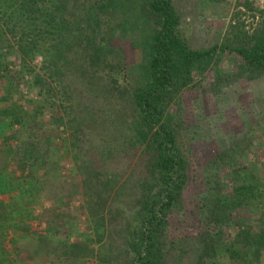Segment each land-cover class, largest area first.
I'll use <instances>...</instances> for the list:
<instances>
[{
    "label": "trees",
    "instance_id": "obj_1",
    "mask_svg": "<svg viewBox=\"0 0 264 264\" xmlns=\"http://www.w3.org/2000/svg\"><path fill=\"white\" fill-rule=\"evenodd\" d=\"M105 6L135 16L147 12L153 24L142 38L145 75L138 85L126 83L105 61L104 47L82 57L67 44L84 10ZM237 6L259 14L250 30ZM183 24L172 0H0V116L9 119L4 133L14 130L6 137L14 143L13 159L33 168L28 176L21 173L32 180L33 192H40L39 186L49 200L78 202L82 216L83 229L75 232L63 219L55 225L49 208L27 216L45 225L43 233L35 232L36 249L44 247L52 223L54 233L63 234L44 247L49 258L38 264H259L264 258V144L240 149L237 141L225 142L217 156L195 157L190 129L201 139L205 128L189 124L187 115L197 113L199 123L206 115L202 102L183 97L199 83L212 84L218 95L223 82L264 76V8L253 0L237 4L222 40L205 48L189 45ZM129 29L134 30L132 22ZM39 57L37 69L33 63ZM28 83L36 106L41 102L45 109L56 107L53 95L59 91L81 178L52 182L42 163L36 164L47 149L16 114ZM260 113L264 120V110ZM237 152L253 154L246 168ZM192 183L202 187L192 192ZM187 191L203 229L174 235L171 212L182 210ZM2 220L0 264H21L17 257L30 234L9 246Z\"/></svg>",
    "mask_w": 264,
    "mask_h": 264
},
{
    "label": "rangeland",
    "instance_id": "obj_2",
    "mask_svg": "<svg viewBox=\"0 0 264 264\" xmlns=\"http://www.w3.org/2000/svg\"><path fill=\"white\" fill-rule=\"evenodd\" d=\"M242 1L172 0V3L182 22H187L186 25L183 24V27L188 34L189 45L192 48H205L222 40L235 6L241 4ZM253 1L259 8H264V0ZM137 6H139L138 1ZM237 7L244 13L242 18L245 20V28L250 30L259 21V14L256 11L247 12L242 6ZM131 22L134 26L133 31L129 29ZM152 26L149 15L144 11L135 16L132 15V12L121 14L119 10L106 6L103 11L88 8L84 10L78 19V23L71 30L70 41L67 44L79 56L90 52L95 47H104L105 61L115 66V71L118 72L119 76H124L126 83L138 85L145 75L143 65L146 58L142 38L147 29L152 28ZM9 56L14 57L12 54ZM40 62L41 57L36 58L33 65L39 69ZM222 71L230 72L231 70L222 68ZM26 74L22 73V75ZM27 79L29 81L28 76ZM24 86L25 93L17 101L20 104L16 109V114L24 120V129L26 128V131L31 132L30 136L35 140H41L47 149L44 159L36 164L42 163V173L46 170L52 182L60 179L71 181L81 178V172L77 168L78 154L67 140L69 130L65 125L66 117L61 111L63 107H60L65 106V102L64 105H61L58 100L59 91L54 90L53 95L57 101L52 104H56V107L53 108L49 105L45 109L41 102L36 106V97L32 88H28L29 83ZM218 87L220 89L218 95H215L212 84L207 85L206 82L199 83L183 92V97H186L188 102H202L200 104L204 107L206 115L204 123H199L197 113H191L193 116L187 115L189 124H200L206 130L202 129L203 131H201L205 138L199 139L193 133L194 128L190 129L194 136V138L191 136L190 151L195 157L204 155L205 159L213 158L220 152L219 144H225V142L231 144L237 141L240 149L244 147L243 144H247L249 148H258V144H264V120L260 119V111L264 110V76L261 75L251 80L244 78L227 81ZM60 117L64 119H60ZM43 118L46 120L44 119V121ZM6 120L9 119L0 116V205H4L6 210H0V219L5 220L2 225L3 236H6L4 242L9 246L15 241V244H18L17 242L21 240L22 236L30 234L28 240H23L29 243L27 247L22 246L20 248L17 259L20 260L21 264H38L41 259L49 258L45 255L46 245L48 246L49 242L63 235L62 233L55 234L57 232L55 225L61 224L58 222L63 219L62 225L75 232L83 229L78 221L81 220L82 216L79 215L78 217L77 214L79 212L78 202H71L67 198L62 199V197L49 200L47 195L45 197V191L39 186L37 188L40 192H33L35 190L28 184L32 180L21 176L22 172L28 176L29 170L33 168L29 164L26 165V168H22L21 164L15 163L16 159H13L14 146L12 145L14 143L11 142L12 139L6 138L9 134L14 133V130L4 133L8 123ZM233 149L239 151L235 145ZM250 155L251 153L246 152L235 154L237 157L241 156L239 159L243 162L241 163L242 168H246V161L252 158L253 154L251 157ZM262 168L260 166L258 170H262ZM201 187L202 185L198 187L197 184L192 183L190 190L195 192ZM192 192L187 191L183 194L184 206L182 210H172L171 212L169 225L175 226L176 229L173 228L174 235L180 231L191 234L196 233L199 228L203 229L198 222H195L196 211L192 201ZM78 196L79 194L77 198ZM263 198L264 195L260 199L264 200ZM43 208H49L53 211V215L57 219L55 225L53 223L50 225V228L54 227V229H50V232L46 234L48 240L43 243L46 249L44 247L36 249L38 244L35 232L43 233L42 230L45 225L43 221H40L41 219L30 221L27 220V216L33 218V212L36 214ZM65 212L68 217L65 216ZM182 214H185L187 218ZM176 226L179 227V230ZM96 229L94 228V230ZM34 235L35 237H33ZM78 235L77 233L74 236L70 234V239L72 240ZM64 264L74 263L67 261ZM259 264H264V258Z\"/></svg>",
    "mask_w": 264,
    "mask_h": 264
}]
</instances>
